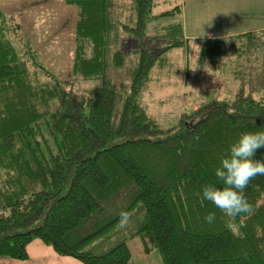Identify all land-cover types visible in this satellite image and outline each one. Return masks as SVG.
<instances>
[{
	"label": "trees",
	"instance_id": "1",
	"mask_svg": "<svg viewBox=\"0 0 264 264\" xmlns=\"http://www.w3.org/2000/svg\"><path fill=\"white\" fill-rule=\"evenodd\" d=\"M64 1L77 9L67 77L46 67L17 16L0 10V255L26 260L41 239L84 264H131L127 239L141 237L162 264H264V175L244 190L250 214L227 217L200 195L204 184L220 186L214 172L230 145L264 130V63L260 98L242 90L205 101L168 128L140 101L171 49L195 41L200 58L217 67L219 57L261 47L264 30L189 39L181 21L151 23L181 13L179 5L157 13L159 0L127 8ZM117 35L138 39L130 82L108 73L110 63L126 64L121 50L110 55ZM93 80L100 85L81 87ZM255 158L264 160V148ZM210 212L212 224L204 221Z\"/></svg>",
	"mask_w": 264,
	"mask_h": 264
},
{
	"label": "rangeland",
	"instance_id": "2",
	"mask_svg": "<svg viewBox=\"0 0 264 264\" xmlns=\"http://www.w3.org/2000/svg\"><path fill=\"white\" fill-rule=\"evenodd\" d=\"M117 4L127 8L130 0H118ZM183 4L184 0H159L156 12L169 10L178 5L182 8ZM182 16V13L162 16L151 23L160 28L173 22H182ZM256 23L259 21L227 22L225 25L227 31L239 33L257 30ZM113 38L110 55L116 50H121L126 56V64L123 68H118L110 63L108 73L114 81L130 82L132 70L137 62L138 39L133 35L123 37L117 35ZM261 40L264 41V37H261ZM249 52L251 54L247 57L232 54L219 57L215 61L218 66L215 67L208 59L200 58L199 46L195 41L190 43V47L185 45L173 48L152 71L150 81L140 94V101L159 125L168 128L176 124L183 112L195 109L205 101L235 97L242 90L250 97L258 99L262 92L255 87L259 78L256 75L260 73L261 64L264 63V44L261 47L249 48ZM53 72L60 75L56 70ZM65 75L62 77H67V74ZM100 83V80H93L82 83L81 87L93 88ZM81 93L86 95V92ZM166 135L167 133H163L159 137ZM127 243L133 253L131 264H162L157 250L154 248L146 250L141 237L129 238Z\"/></svg>",
	"mask_w": 264,
	"mask_h": 264
},
{
	"label": "crops",
	"instance_id": "3",
	"mask_svg": "<svg viewBox=\"0 0 264 264\" xmlns=\"http://www.w3.org/2000/svg\"><path fill=\"white\" fill-rule=\"evenodd\" d=\"M0 10L17 16L23 38L43 64L61 76L70 72L75 50L76 7L64 0H0ZM181 11L185 36L189 39L264 30V0H184ZM243 21H259L255 25L257 30L227 31L225 23ZM28 251L26 260L0 255V264H84L58 254L41 239H34Z\"/></svg>",
	"mask_w": 264,
	"mask_h": 264
},
{
	"label": "clouds",
	"instance_id": "4",
	"mask_svg": "<svg viewBox=\"0 0 264 264\" xmlns=\"http://www.w3.org/2000/svg\"><path fill=\"white\" fill-rule=\"evenodd\" d=\"M195 70V69H193ZM264 148V130L244 132L230 145L227 156L221 159L214 175L220 186H201V200L210 202L227 217L250 214L252 206L244 190L257 175H264V160L256 159V152ZM216 214L208 213L204 221L214 223Z\"/></svg>",
	"mask_w": 264,
	"mask_h": 264
}]
</instances>
